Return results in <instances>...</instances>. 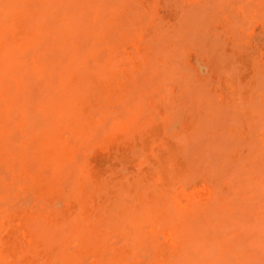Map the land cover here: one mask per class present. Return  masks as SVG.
I'll return each instance as SVG.
<instances>
[{"label": "rangeland", "instance_id": "1", "mask_svg": "<svg viewBox=\"0 0 264 264\" xmlns=\"http://www.w3.org/2000/svg\"><path fill=\"white\" fill-rule=\"evenodd\" d=\"M0 81V223L23 217L10 225L24 264H61L55 239L73 218L97 233L82 264H264V0H0ZM69 93L82 99L66 115L80 131L54 109ZM49 133L64 139L58 154L42 147ZM137 200L148 212L133 240L114 212Z\"/></svg>", "mask_w": 264, "mask_h": 264}, {"label": "bare ground", "instance_id": "2", "mask_svg": "<svg viewBox=\"0 0 264 264\" xmlns=\"http://www.w3.org/2000/svg\"><path fill=\"white\" fill-rule=\"evenodd\" d=\"M6 16V15H5ZM10 16H11V14H10ZM12 17H14V15L12 16ZM11 18V17H10ZM15 20V19H14ZM4 23V22H3ZM2 25V24H1ZM5 28V27H4ZM3 29V28H2ZM19 35V34H18ZM2 36V35H1ZM245 66V65H244ZM100 71V70H99ZM99 73V72H98ZM75 74V73H74ZM73 74V75H74ZM72 75V76H73ZM78 76V75H77ZM80 76V75H79ZM89 80V79H88ZM2 81V80H1ZM0 81V82H1ZM238 82V81H237ZM230 84V83H229ZM240 84V83H239ZM1 85V84H0ZM114 86V85H113ZM85 87V86H84ZM91 87V86H90ZM69 88H71V90H72V87L70 86ZM248 88V87H247ZM66 89V88H65ZM69 90V92H71L70 91V89H68ZM1 92V95H3L2 94V90H0ZM227 91V90H226ZM78 92V91H77ZM85 92V91H84ZM83 93V92H82ZM82 93H80L79 92V94L81 95ZM74 93H72V95H73ZM85 94V93H84ZM78 96V98L76 99L75 97H76V95L75 96H72L71 97V95H70V93L68 94V96H69V100H68V98L67 97H64V98H62V99H66L67 100V103H66V100H62L61 101V104H60V102H59V104H60V106H61V108L59 107H57V106H55V104H54V106L55 107H57V108H55L54 106H52V107H50V108H47V110L48 109H51V108H53L54 107V109H61L60 111H58V116L59 117H63L64 116V114H65V118L63 117L62 119H66V115L67 116H69V118L68 119H70V120H72L73 121V117H76L77 116V118L79 117L78 115L80 114H78V115H75L76 114V112L78 113L79 111H80V107L82 106V104L81 105H78L77 103L79 102V101H82V99H79V98H81V96ZM10 96V95H9ZM62 96V95H61ZM67 96V95H66ZM85 96V95H84ZM5 97V96H4ZM63 97V96H62ZM1 98V97H0ZM70 98H74V99H71V101L72 102H69L70 101ZM8 100H9V98H7ZM75 99H76V101H77V103H74V102H76L75 101ZM0 100H2V99H0ZM3 101V100H2ZM7 101V100H6ZM62 102H65L64 104H62ZM68 102H69V104H68ZM8 103V102H7ZM58 103V102H57ZM71 103H73V106H71L70 104ZM89 103V102H88ZM76 104V105H75ZM6 106H7V104H5ZM12 105V104H11ZM50 105V104H49ZM63 105V106H62ZM64 105H66V106H68V107H70L71 106V109L69 108V110H72V108L74 107H76L77 105L78 106H80L79 108H75V109H77V110H73V111H75V113L73 114L72 113V111H69L67 108L68 107H66V106H64ZM177 105H178V103H177ZM181 105V104H180ZM1 106V105H0ZM6 106H5V109H6ZM2 107H3V105H2ZM2 107H0V108H2ZM63 107V108H62ZM66 107V111L64 110V108ZM4 108H3V110H0V117H1V115L3 116V111H4V113H5V111H7L8 112V109L7 110H5ZM12 109V108H11ZM54 109L52 110V113H55L56 114V111H54ZM63 109V110H62ZM176 109V108H175ZM82 110V109H81ZM171 110V109H170ZM54 111V112H53ZM61 111H63V113L61 112ZM90 111V110H89ZM65 112V113H64ZM24 113V112H23ZM46 113V112H45ZM62 113V114H61ZM48 114V113H47ZM55 114H53V116L55 115ZM70 114H72V116L70 115ZM244 114V113H243ZM23 116H24V114H22ZM6 116H8V114H6ZM52 116V117H53ZM70 116H71V118H70ZM5 117V116H4ZM54 118H57L58 119V121H59V123L57 122V125L59 124V129H60V127H62V126H60V123H61V119L60 118H58L57 117V115L56 116H54ZM4 119V118H3ZM7 119H9V118H7ZM53 119V118H52ZM57 119H56V121H57ZM68 119H66V122H68ZM191 119V118H190ZM2 120V119H1ZM69 120V122L67 123L68 125L70 124V126H71V128H72V130H73V128L75 127L76 128V126H77V130L79 129V126H78V124H76L75 123V120H74V122L73 123H75L74 125L71 123V121ZM78 120H80V118L78 119ZM77 120V121H78ZM9 121V120H8ZM22 121V120H21ZM65 121V120H64ZM3 122V121H2ZM2 122H0V123H2ZM66 122H65V125H66ZM79 122V121H78ZM21 123H23V122H21ZM55 123L56 122H54L53 124L55 125ZM80 123V122H79ZM86 123V122H85ZM88 123V122H87ZM4 124V123H3ZM15 124V123H14ZM112 124V123H111ZM114 124V123H113ZM61 125H63V124H61ZM65 125H64V128H65ZM80 125V124H79ZM20 126V125H19ZM84 126V125H83ZM124 126V125H123ZM183 126V125H182ZM194 126V125H193ZM12 127V126H11ZM54 127V126H53ZM66 127H68V126H66ZM118 127V126H117ZM5 129H7V127H4ZM55 128V127H54ZM113 128V127H112ZM83 129V128H82ZM116 129V128H115ZM185 129V128H184ZM9 129H7L6 131H8ZM53 130V129H52ZM57 130L58 129H56V132H57ZM77 130L75 131V129H74V133H76L77 132ZM80 130H81V126H80ZM80 130H78V131H80ZM48 131V130H47ZM60 131V130H59ZM118 131H119V129H118ZM2 132V131H1ZM121 132V131H120ZM8 133V132H7ZM48 133V132H47ZM54 134V133H53ZM48 135V134H47ZM47 135H43L42 136V138H41V141H43L45 138H47V142L44 140V144H42V147H44V148H46L45 149V151L46 152H48V154L49 153H51V154H58V152L60 153L62 150H64L63 148H64V146L66 145V144H64V146L62 145L63 144V142L64 141H62V140H64L63 139V137H62V139H58L59 138V134H58V138L56 139V138H53V141H51V139H52V136L50 135V133H49V136H47ZM79 136H81V132H79V134H78ZM126 135V134H125ZM35 136V135H34ZM38 136V135H37ZM37 136H35V137H37ZM62 136V135H61ZM61 136H60V138H61ZM83 136V135H82ZM127 136V135H126ZM187 136V135H186ZM50 137H51V139H50ZM55 137V136H54ZM129 137H130V135H129ZM183 137V136H182ZM1 139V138H0ZM56 139V140H55ZM124 139V138H123ZM131 139V138H130ZM133 139V138H132ZM37 140V139H36ZM35 140V141H36ZM55 140V141H54ZM57 140H60V141H62V142H59V141H57ZM129 140V139H128ZM40 140H39V142H41ZM1 142V141H0ZM38 142V141H37ZM55 142H57V143H55ZM58 142H59V144H58ZM119 142V141H118ZM136 142V141H135ZM181 142V141H180ZM61 143V144H60ZM54 144H58L59 146V149L61 150V151H59L58 149L56 150V148H57V146L56 145H54ZM176 144V143H175ZM2 145H4V144H2ZM36 145H37V143H36ZM39 145V144H38ZM40 145H41V143H40ZM39 145V146H40ZM44 145V146H43ZM61 145V146H60ZM126 145V144H125ZM6 146V145H5ZM69 145H67L66 147H65V154H66V152H67V154L69 155V156H71V155H73L72 153H73V151H72V148L69 146ZM166 146H167V144H166ZM61 147V148H60ZM2 148H4V147H2ZM1 148V149H2ZM23 148V147H22ZM36 148V147H35ZM43 148V149H44ZM178 148V147H177ZM0 149V150H1ZM105 149V148H104ZM6 150V149H5ZM7 150H8V148H7ZM23 150V149H22ZM35 150V149H34ZM56 150V152H54ZM132 150V149H131ZM133 151V150H132ZM3 152H4V150H3ZM23 152V151H22ZM34 152H36V151H34ZM41 152V151H40ZM42 152H44V150L42 151ZM54 152V153H53ZM176 152H178V150L176 151ZM109 153V152H108ZM132 153V152H131ZM3 154V153H2ZM19 154V153H18ZM48 154H46L47 155V157L46 158H48ZM50 154V155H51ZM63 154V153H62ZM66 154V155H67ZM23 155H25V154H23ZM43 155H45V154H43ZM54 155H52V156H54ZM67 155V156H68ZM108 155V154H107ZM134 155V154H133ZM180 155V154H179ZM183 155V154H182ZM41 156V155H40ZM52 156H51V158H52ZM62 156V155H61ZM20 157H22V156H20ZM20 157H18V158H20ZM25 158H26V155L24 156ZM45 157V156H44ZM55 157V156H54ZM72 157V156H71ZM116 157V156H115ZM182 157V156H181ZM70 158V157H69ZM117 158V157H116ZM165 158V157H164ZM28 158H26L25 160H27ZM37 159V158H36ZM71 159V158H70ZM166 159V158H165ZM0 160H1V158H0ZM17 160H19V159H17ZM22 160V162H24L25 160H23V159H21ZM39 160V159H38ZM42 160V159H41ZM41 160H40V163H41ZM55 160V159H54ZM60 160V159H59ZM114 160V158L112 159V161ZM167 160V159H166ZM176 160V159H175ZM174 160V161H175ZM28 161V160H27ZM27 161H25V164H26V162ZM44 161H46V160H44ZM51 161H53V160H51ZM50 160H49V162H51ZM149 161V160H148ZM147 161V162H148ZM20 163V161H19V165H21V164H23V163ZM38 162V161H37ZM145 162V161H144ZM43 163V162H42ZM46 163H48V162H46ZM55 163V162H54ZM122 163V162H121ZM120 163V164H121ZM56 165H57V163H55ZM55 164L54 165H52V167H56V169H55V172H58V169H57V166L59 167V165H57V166H55ZM59 164V163H58ZM135 164V163H134ZM173 164V163H172ZM41 165V164H40ZM90 165V164H89ZM125 165V164H124ZM137 165V164H136ZM23 166V165H22ZM30 166V165H29ZM106 166H109V165H107L106 164ZM111 166V165H110ZM179 166V165H178ZM28 167V166H27ZM17 168V167H16ZM23 168V167H22ZM109 168V167H108ZM111 168V167H110ZM136 168V167H135ZM139 168H140V166H139ZM112 169V168H111ZM118 169V168H117ZM117 169H115V170H117ZM171 169V168H170ZM128 170V169H127ZM154 170V169H153ZM20 171V170H19ZM22 171V170H21ZM54 171V170H53ZM114 171V170H113ZM131 171V170H130ZM133 171V170H132ZM141 171V170H140ZM135 172H137V171H135ZM20 172H18V174H19ZM61 173V172H60ZM110 173V175H111V172H109ZM109 173H106V175L107 174H109ZM133 173H134V171H133ZM139 173V172H138ZM17 174V175H18ZM62 174V173H61ZM113 174V173H112ZM115 174H116V172H115ZM39 175V174H38ZM53 175H55V173H53ZM102 175V174H101ZM139 175V174H138ZM15 176V175H14ZM19 176V175H18ZM61 176V175H60ZM142 176V175H141ZM25 177V176H24ZM23 177V178H24ZM89 177V176H88ZM104 177H105V175H104ZM140 177V176H139ZM16 178V177H15ZM60 178V177H59ZM84 178V177H83ZM136 178H137V176H136ZM143 178V177H142ZM145 178V177H144ZM20 179V178H19ZM25 179V178H24ZM24 179H22L23 181L22 182H24ZM29 179V178H28ZM33 179V181L35 182V184H33V182H32V187H33V189H35V192L37 193V192H41V193H46V192H48V188H49V185L47 184V180L45 181L44 179H39V178H36V179H38V180H40V181H35L36 179H35V177H33L32 178ZM49 179H51V178H49ZM48 179V180H49ZM86 179V178H85ZM88 179H90L89 181H90V183H91V177L90 178H88ZM99 179H101V176H100V178ZM106 179V178H105ZM109 179V178H108ZM140 179V178H139ZM138 179V180H139ZM180 179V178H179ZM21 180V179H20ZM30 181H31V178L29 179ZM104 180V179H103ZM128 180V179H127ZM147 180H149V179H147ZM146 180V181H147ZM155 180V179H154ZM83 181V180H82ZM102 183H103V181H102V179L100 180ZM3 182V181H2ZM14 182V181H13ZM64 182V181H63ZM86 182L87 183H89L88 181H87V179H86ZM129 182V181H128ZM127 182V184H129ZM140 182V181H139ZM152 182V181H151ZM51 183V182H50ZM55 183V182H54ZM77 183V182H76ZM79 183V182H78ZM86 183V184H87ZM89 183V186L90 185H92V183L90 184ZM105 184H107V182H106V180H105V182H104ZM23 184V183H22ZM29 184V183H28ZM53 184V183H52ZM65 184V183H64ZM99 185H100V183H98ZM105 184H103V186H106ZM121 184V183H120ZM141 184H143V183H141ZM149 184H150V182H149ZM13 185V184H12ZM24 185V184H23ZM110 185H112V183L110 184ZM145 185H148V182H147V184H145ZM70 186V185H69ZM88 186V185H87ZM93 186H95L94 184H93ZM98 186V185H97ZM120 186H122V185H120ZM157 186V185H156ZM74 187H76V186H74ZM101 187V186H100ZM99 187V188H100ZM114 186L112 185V188H113ZM130 187V184H129V186H128V188ZM22 188V187H21ZM29 188H31V185H30V187ZM77 188V187H76ZM106 188H108L107 186H106ZM116 188H117V186H116ZM123 188V187H122ZM122 188H120V189H122ZM158 188V187H157ZM33 189L31 188V190L33 191ZM86 189H87V187H86ZM86 189H85V191H86ZM118 189H119V186H118ZM118 189H117V193H118ZM124 189V188H123ZM147 189V188H146ZM90 190V189H89ZM100 189H98V191H99ZM107 190V189H106ZM105 189H104V191H106ZM142 190V189H141ZM140 190V191H141ZM150 190H153L152 188L150 189ZM84 191V192H85ZM92 191V190H91ZM90 191V193H92ZM94 191V190H93ZM100 191H103L102 190V187H101V190ZM108 191V190H107ZM106 191V192H107ZM125 191V190H124ZM123 191V192H124ZM140 191H138V192H140ZM148 191H149V188H148ZM72 192H75L74 191V189H72ZM135 192H137V190H135L134 191V194H135ZM145 192V191H144ZM153 192V191H152ZM71 193V192H70ZM79 193V192H78ZM105 193V192H104ZM116 193V192H115ZM157 193H158V191H157ZM73 194V193H72ZM72 194H69V195H72ZM99 194V193H98ZM97 194V191H96V196L98 195ZM107 196H108V201H106V203H109V193L107 192ZM159 194V193H158ZM63 195V194H62ZM112 195V194H111ZM66 196V195H65ZM81 196V195H80ZM105 196H106V194H105ZM158 196V195H157ZM86 197H88V198H91V197H89L88 195L86 196ZM85 197V198H86ZM98 197V199H99V196H97ZM138 197V196H137ZM142 198H143V196H141ZM147 197V196H146ZM141 198V199H142ZM160 198V197H159ZM92 199V198H91ZM118 199V198H117ZM149 199V198H148ZM147 199V200H148ZM154 199H155V197H154ZM67 200V199H66ZM76 200H77V198H76ZM157 200V199H156ZM116 200H114L113 201V203L115 202ZM142 201V200H141ZM64 202H65V199H64ZM134 202H135V200H133V204H134ZM137 202H139L138 200H137ZM146 202V201H145ZM66 203H67V201H66ZM90 203V202H89ZM94 203V202H93ZM97 203H99L98 201H97ZM101 203V202H100ZM100 203H99V205H100ZM116 203H117V201H116ZM115 203V204H116ZM130 205L132 204V201H131V203L130 202H128ZM140 203V202H139ZM159 203V202H158ZM79 204V203H78ZM115 204H113V206L112 207H114V205ZM90 205V204H89ZM120 206L118 207V210H117V212H114V213H116V214H114V215H117V213L118 212H120V216H121V218L120 219H125V218H127L128 219V221H129V226H130V224H131V227L130 228H132L130 231L131 232H128V234H130L131 233V235H132V237H133V240H136L137 239V237L140 235V232L142 231V224L144 225V223H137V224H134L133 222H134V220H135V218H140V219H145V217H143V215H142V210L145 208V206H144V208L142 209V207H141V203H140V206H135V207H133L132 205V208L131 207H128V206H126V205H121V203L119 204ZM146 205H148V204H146ZM103 206V209L105 208V204H103L102 205ZM117 206V205H116ZM150 206V205H149ZM92 207H93V205H92ZM112 207H110L111 208V211L113 210V208ZM159 207V206H158ZM164 207V206H163ZM77 208H79V206L77 207ZM77 208H75L77 211H78V209ZM99 208V207H98ZM115 208V207H114ZM117 208V207H116ZM81 209V208H80ZM95 209V208H94ZM97 209V208H96ZM95 209V210H96ZM100 210H101V208H99ZM83 210V209H82ZM105 210V209H104ZM145 210V209H144ZM32 211V210H31ZM34 211V210H33ZM81 211V210H80ZM109 211V210H108ZM145 211H147V210H145ZM144 211V212H145ZM152 211V210H151ZM166 211V210H165ZM101 212V211H100ZM148 212V211H147ZM146 212V213H147ZM173 212V211H172ZM15 213V212H14ZM76 213V212H75ZM102 213H103V210H102ZM105 213V212H104ZM108 213V212H107ZM107 213L105 214L106 215V217H107ZM109 213H111L110 211H109ZM150 213V212H149ZM157 213V212H156ZM159 213V212H158ZM171 213V212H170ZM176 213V212H175ZM18 213H15V215H17ZM100 214V213H99ZM153 214H155V213H153ZM14 214L12 215V212H11V214L10 213H6L5 215H3L2 217H4L5 216V218L1 221L2 223H3V225L0 223V228H2L3 229V232H0V236H1V238H0V240L1 241H3V242H1L0 241V263H2V264H4L5 262L7 263V264H24L25 263V261H24V258L26 257V254H24V253H22V252H24V251H21L22 250V248H21V250H20V247H18L20 244H18L17 242H16V240H15V235H14V233H18V231H22V230H20L19 228H21V227H19L18 228V231H16V232H13L12 233V231L13 230H15V229H13L12 231H11V223H14L15 224V222L14 221H12L13 219H16V220H18V221H21V220H23V217H21V215H19V216H15ZM38 216H39V214H38ZM62 216V215H61ZM73 217H75L74 215H72ZM103 216V215H102ZM119 216V217H120ZM148 216H150V214L148 215ZM155 216V215H154ZM166 216V215H165ZM171 216V214L169 215V217ZM16 217V218H15ZM32 217V216H31ZM93 217H94V215H93ZM157 217V216H156ZM172 217V216H171ZM35 218V217H34ZM54 218H56V217H54ZM99 218V217H98ZM100 218H103L104 219V217H101L100 216ZM111 218V217H110ZM150 218H151V216H150ZM12 219V220H11ZM37 219H38V217H37ZM70 219H71V217H69V223L71 222L70 221ZM88 219V218H87ZM92 219V218H91ZM163 219V218H162ZM169 219V218H168ZM15 220V221H16ZM30 220H31V218H30ZM41 220H43V219H41ZM76 220V219H75ZM74 220V218H73V222H72V224L70 225V231H66V230H68L67 228L66 229H64L66 232L65 233H69L70 232V234H69V236L67 237V238H65V236H62V234L64 235L65 233H64V230L62 229V228H60V225H62L63 224V222H62V224H60V225H58L59 226V228L61 229V230H63V232H62V234L60 235V239L59 238H57V239H55V240H58L59 241V245H60V247H58L59 249H60V252H59V259H57L58 261L59 260H61V264H82V261L80 260L81 258H80V255L81 254H83V252L84 251H86L88 248L89 249H92V248H95V250H93L92 249V252H96V248H97V245H93L92 243L94 242V243H96V235H97V233H96V231L93 229V228H91L88 232H86V233H82V230H81V227L80 226H78V224L76 223L77 222V220L75 221ZM158 220V219H157ZM167 220V219H166ZM10 221H12L11 223H10ZM34 222H36L35 220H33ZM32 221V222H33ZM39 221V220H38ZM44 221V220H43ZM42 221V222H43ZM50 221H51V219H50ZM64 221V220H63ZM90 221H92V220H90ZM94 221H96V220H94ZM108 220L106 219V223L108 224V222H107ZM114 221H116V220H114ZM154 221V220H153ZM163 221V220H162ZM22 222V221H21ZM20 222V223H21ZM41 222V221H40ZM39 222V223H40ZM47 222V221H46ZM89 222V221H88ZM97 222H99L98 220L96 221V224H98ZM102 222V221H101ZM152 222V221H151ZM158 222V221H157ZM169 222V221H168ZM172 222V221H171ZM29 223H31L30 221H29ZM44 223H45V221H44ZM57 222H55L53 225H52V229H53V227H54V225L56 224ZM61 223V222H60ZM65 223H68V222H65L64 221V226H68V225H66ZM92 223V222H91ZM122 223H127L126 221L125 222H122ZM121 223V224H122ZM147 223V222H146ZM159 223V222H158ZM161 223V222H160ZM14 224H12V225H14ZM37 224V223H36ZM47 224V223H46ZM50 224H52V221L50 222ZM93 224V223H92ZM105 224V223H104ZM123 224V225H124ZM150 224V223H149ZM177 224V223H176ZM32 225H34V223L32 224ZM99 225V224H98ZM128 225V224H127ZM16 226V225H15ZM19 226V225H18ZM41 226V225H40ZM49 226V225H48ZM48 226H46V228L45 229H47V227ZM100 226V225H99ZM106 226V225H105ZM108 226H109V224H108ZM129 226H125L124 225V227H129ZM151 226V225H150ZM27 227H28V225H27ZM31 227V226H30ZM44 227V226H43ZM62 227H63V225H62ZM110 227L112 228V229H120L121 227H120V225H119V222L117 223V222H112L111 224H110ZM123 227V226H122ZM180 227V226H179ZM13 228H15V227H13ZM16 228H17V226H16ZM55 228V227H54ZM57 228V227H56ZM55 228V229H56ZM100 229H101V227H99ZM108 228V227H107ZM106 227H105V229H107ZM29 229V228H28ZM27 229V230H28ZM50 228L48 227V230H49ZM98 228H96V230H97ZM100 229L98 230V233L100 232ZM127 229H129V228H127ZM175 229V228H174ZM40 230V229H39ZM48 230H46V231H48ZM59 230V229H58ZM58 230L56 229V232L57 233H59L58 232ZM109 230V229H108ZM124 230V229H123ZM53 231H54V229H53ZM60 231V230H59ZM112 231V230H111ZM128 231V230H127ZM32 232V231H31ZM35 232V231H34ZM48 232H50V233H52L51 232V229L48 231ZM48 232H46V235L48 234ZM105 232V231H104ZM103 232V233H104ZM169 232V231H168ZM176 232V231H175ZM174 231H173V233H172V236L169 234V237H171V240H169V241H171V242H173V240L172 239H174V241H176L175 239H178V236L177 235H179L180 233H175ZM19 233H21V232H19ZM18 233V234H19ZM37 233H38V230H37ZM44 233V232H43ZM170 233V232H169ZM176 235H175V234ZM2 234H3V236H2ZM26 234V233H25ZM29 234H30V232H29ZM39 234V233H38ZM105 234H108V233H105ZM118 234H119V232H118ZM186 234H187V232H186ZM50 235V234H49ZM52 235V234H51ZM109 235H111V234H109ZM113 235V234H112ZM117 235V234H116ZM176 237H174V236ZM28 236V235H27ZM30 236V235H29ZM52 236H54V235H52ZM129 236V235H128ZM20 237H21V234H20V236H19V238L16 236V238H17V241H19V239H20ZM31 237V236H30ZM34 237V236H33ZM51 237V236H50ZM99 237V236H98ZM124 237H125V235H124ZM168 237V238H169ZM32 238V237H31ZM40 238V237H39ZM54 238V237H53ZM52 238V239H53ZM121 238V237H120ZM130 238V237H129ZM26 239H27V237H26ZM35 238H33V240H34ZM49 239V240H48ZM47 240L48 241H50L51 240V238H48ZM100 240H102L103 238H99ZM132 239V238H131ZM32 240V239H31ZM73 240H76V241H78L79 240V243L81 242L82 243V246H80V249H76V251H69V249H68V247H66V243H68L69 241H73ZM104 240H106V239H104ZM101 241V243H103V242H105V241ZM129 240V239H128ZM5 241V242H4ZM22 241V242H21ZM26 241V240H25ZM58 241H56V242H58ZM106 241H109V240H106ZM131 241V240H130ZM36 242V241H35ZM35 242L33 243L34 245H35ZM55 242V241H54ZM126 242V241H125ZM20 243H22L21 245H23L24 246V242H23V240H22V238H21V240H20ZM28 243V242H27ZM26 243V244H27ZM108 243V242H107ZM111 243H112V241H111ZM32 244V242H31V245H33ZM55 244V243H54ZM30 245V244H29ZM29 245H27L28 247H29ZM30 245V246H31ZM80 245V244H79ZM113 245V243L111 244V246ZM179 245H180V243H179ZM27 246H25L26 247V249L28 248ZM117 246V245H116ZM181 247V246H180ZM37 248V247H36ZM42 248V247H41ZM79 248V247H78ZM26 249H25V252H27L26 251ZM125 249V248H124ZM19 250H20V253H22L21 255L22 256H20V254H19ZM24 250V249H23ZM36 250H38V249H36ZM103 250V249H102ZM101 250V251H102ZM177 250V249H176ZM45 251V250H44ZM104 251V250H103ZM102 251V252H103ZM112 251H113V249H112ZM29 252H31V251H29ZM111 248H110V251H108L107 253L109 254V256H111ZM36 253V252H35ZM101 253V252H100ZM99 253V254H100ZM106 253V252H105ZM115 253V252H114ZM132 253V252H131ZM161 253V252H160ZM183 253H184V251H183ZM182 253V254H183ZM25 256H24V255ZM103 254H104V252H103ZM117 254H119V253H117ZM123 254V253H122ZM178 253H176V255H177ZM33 255V254H32ZM90 255V254H89ZM88 255V256H89ZM104 255H106V258H107V254H104ZM103 255V256H104ZM132 255V254H131ZM9 256H10V258H9ZM23 256H24V258H23ZM35 256H37V255H35ZM87 256V259L89 258ZM119 256H120V254H119ZM12 257V258H11ZM40 257V256H39ZM126 257V256H125ZM176 257V256H175ZM38 258V257H37ZM86 258V257H85ZM85 258H83V261H84V259ZM129 258V257H128ZM179 258V257H178ZM87 259H85V262H86V260ZM96 259H98V258H96ZM110 259V258H109ZM108 259V260H109ZM126 259V258H125ZM181 259V258H180ZM41 260H43L42 258H41ZM56 260V259H55ZM107 260V259H106ZM119 260V259H118ZM121 260H123V258H121ZM161 260V259H160ZM168 260H170V259H168ZM29 261V260H28ZM58 261L56 262V263H58ZM110 261H111V259H110ZM112 261H113V259H112ZM111 261V262H112ZM117 261V260H116ZM39 262V261H38ZM55 262V261H54ZM103 262H104V259H103ZM113 262H115V261H113ZM112 262V263H113ZM120 262V261H119ZM118 262V263H119ZM5 263V264H6ZM51 263V262H50ZM53 263V262H52ZM84 263V262H83ZM108 263V262H107ZM117 263V264H118ZM122 263H126V262H124V260H123V262ZM167 263V262H166ZM172 263V262H171ZM26 264H30L29 262L28 263H26ZM105 264H106V261H105ZM127 264V263H126ZM157 264V263H156ZM161 264V263H160ZM168 264H170L169 262H168ZM173 264V263H172Z\"/></svg>", "mask_w": 264, "mask_h": 264}]
</instances>
